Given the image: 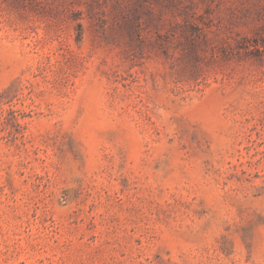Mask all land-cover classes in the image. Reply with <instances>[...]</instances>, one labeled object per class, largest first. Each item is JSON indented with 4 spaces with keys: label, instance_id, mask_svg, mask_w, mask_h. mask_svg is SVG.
<instances>
[{
    "label": "rangeland",
    "instance_id": "obj_1",
    "mask_svg": "<svg viewBox=\"0 0 264 264\" xmlns=\"http://www.w3.org/2000/svg\"><path fill=\"white\" fill-rule=\"evenodd\" d=\"M0 264H264V0H0Z\"/></svg>",
    "mask_w": 264,
    "mask_h": 264
}]
</instances>
